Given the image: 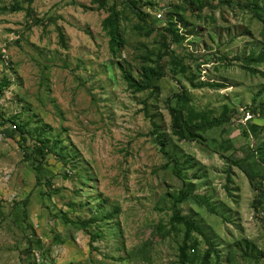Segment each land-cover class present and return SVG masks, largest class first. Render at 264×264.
Masks as SVG:
<instances>
[{
  "label": "rangeland",
  "instance_id": "374dc122",
  "mask_svg": "<svg viewBox=\"0 0 264 264\" xmlns=\"http://www.w3.org/2000/svg\"><path fill=\"white\" fill-rule=\"evenodd\" d=\"M184 262L264 264V0H0V264Z\"/></svg>",
  "mask_w": 264,
  "mask_h": 264
},
{
  "label": "trees",
  "instance_id": "16d2710c",
  "mask_svg": "<svg viewBox=\"0 0 264 264\" xmlns=\"http://www.w3.org/2000/svg\"><path fill=\"white\" fill-rule=\"evenodd\" d=\"M111 1L113 0H95V3L97 5H100L103 9H107L110 7ZM134 9L135 11H137V13L140 15L142 19L145 18L143 13H141L139 9H137L136 7H134ZM115 19H117L116 16L112 14V17L109 20V22L111 23L113 27L112 29H114V31H116L115 26H113L115 24ZM170 113H171V117L173 121L172 128L176 135H178L182 139H187L189 141L191 140H199V141L201 140L202 141L203 140L202 137L197 133V130L200 129V125L193 124L189 126L182 118V112L180 109H177L175 107L170 108ZM44 145L45 144L43 143V145L37 147L33 151V155H34L33 157L36 158V156H39V158L41 159L38 164L35 161L36 159H34L33 160L34 163L31 166L33 172L36 173V178L38 182L40 181V171H41V166L43 165V162L48 157L50 151L51 152L56 151V148H52L50 150V149H47V147H45ZM262 201H263V196L261 198H256L253 203L254 208L257 209L259 203H262ZM23 205L25 206V204ZM182 264H186V263L184 262Z\"/></svg>",
  "mask_w": 264,
  "mask_h": 264
},
{
  "label": "built area",
  "instance_id": "2783aa9c",
  "mask_svg": "<svg viewBox=\"0 0 264 264\" xmlns=\"http://www.w3.org/2000/svg\"><path fill=\"white\" fill-rule=\"evenodd\" d=\"M253 117V115H251L250 113H248L247 117H246V121L250 120ZM15 129L17 128L16 126L14 127Z\"/></svg>",
  "mask_w": 264,
  "mask_h": 264
}]
</instances>
